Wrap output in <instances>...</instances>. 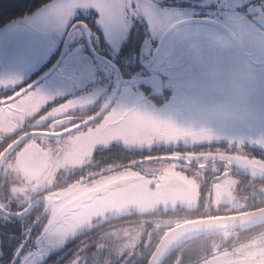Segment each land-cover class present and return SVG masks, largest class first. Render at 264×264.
Wrapping results in <instances>:
<instances>
[{"label": "flooded vegetation", "instance_id": "1", "mask_svg": "<svg viewBox=\"0 0 264 264\" xmlns=\"http://www.w3.org/2000/svg\"><path fill=\"white\" fill-rule=\"evenodd\" d=\"M130 2L133 9L127 13L124 33L115 40L116 43L121 42L119 50H111L112 40L103 41L102 34L101 41L97 39L100 33L91 27L92 17L84 10L78 15L83 22L74 19L70 28L71 31L79 26L73 29L68 44L72 42L77 50L82 47L83 54L103 66L102 74L107 80L109 95L116 90L120 95L126 85L155 108L164 105L181 110L195 98H205V91L208 90L204 91L202 84L220 85L225 79L239 77L240 73L264 75V0ZM161 41L170 46L174 57L187 68L186 75L178 84L167 80L147 81L140 75L142 69H138L130 79L120 75V71L131 74L132 68L141 63L147 64L145 58L150 52L155 55ZM62 49H57L40 65L41 75L56 64ZM241 63L246 65V69L240 67ZM116 65L120 69H116ZM36 75L35 71L31 72L11 86L2 82L3 85L0 80V264H13L14 261L24 264L27 260L29 264H148L150 254L153 255L164 234L174 227L203 219L264 210V178H253L250 173L230 166V162L217 154L218 151L229 150L230 146L237 151L239 138L229 145L228 140L214 143L208 135L214 131L240 135L238 127L198 129L187 136L191 145L184 141L140 150L112 144L98 149L92 163L75 173L55 170V166L43 174L37 173V170H22L18 161L27 148L43 142L64 143L71 133L87 131L103 122L114 104L108 107L109 102L102 107L100 99L97 102L93 99V105L87 110L74 112L66 118L58 117L55 111L64 108L69 99L68 79L58 78L50 82L51 87L47 86V82L35 86L40 80ZM34 78L36 80H31ZM188 78L198 82L187 86ZM142 82H149L151 90L140 88ZM42 87L47 89L37 93ZM55 88L57 95L53 99L37 102L39 94L43 93L41 97L46 98ZM30 97L34 99L33 106L26 105L23 109L28 112H21L20 108L11 110L12 106L17 107L24 100H31ZM250 149L246 151L251 159L255 157L264 162V150ZM123 151L128 153V157L119 161ZM162 162L165 166L175 162L176 168H187L182 171L199 178L198 206L174 212L159 209L150 214L132 212L124 216H110L45 258L37 259L38 242L52 216L50 198L53 195L78 184L100 182L126 172L151 179L156 177L154 173ZM228 168L231 170H225ZM32 188L36 191L33 192ZM140 217L141 220L137 221L136 218ZM131 226H141L145 237L140 238L134 256L129 251V243L124 256L117 260L118 244L111 233ZM189 241L172 253L167 264H205L221 254L240 257L243 250L264 248V223L203 235ZM150 250L153 252L150 253ZM246 261L249 264L262 262L256 259Z\"/></svg>", "mask_w": 264, "mask_h": 264}, {"label": "rangeland", "instance_id": "2", "mask_svg": "<svg viewBox=\"0 0 264 264\" xmlns=\"http://www.w3.org/2000/svg\"><path fill=\"white\" fill-rule=\"evenodd\" d=\"M75 2L76 0H53L40 11L49 6ZM78 11L79 15L83 9ZM33 14L0 29L1 83H10L11 86L30 74L25 56L30 51L33 30L28 21ZM74 19L72 18L71 23L65 27L57 25L50 35L49 39L54 43L60 41L57 49L62 47V51H66L68 46L73 45L72 42L68 44V39L73 33L74 28L71 31L70 28ZM124 25L125 20L123 28ZM110 45L111 50L116 51L120 49L121 42L112 41ZM56 51L50 56H53ZM73 51L86 57L90 64H95L98 75L84 79H68L66 88L69 99L64 108L55 111V115L66 118L74 112L87 110L90 105H93L91 103L93 99L96 102L100 99L102 107H106V104L110 102L109 107L114 102L113 108L103 122L88 128L87 131L71 133L62 144L43 142L27 148L18 161L22 170H37V173L43 174L50 167L55 166V170H68L69 173H75L92 163V158L98 149L112 144H119L129 149H151L157 145H172L184 141L189 143L190 137L187 136L198 129L204 130L210 127L220 130L238 127L240 135L219 131L209 132L208 135L212 137L214 143L228 140L229 145L239 138L237 151L230 146L229 150L218 151L217 154L230 162V166L250 173L253 178H264V162L254 159L255 157L251 159L246 151L248 148L264 150L263 73H240L239 77L225 79L220 85L218 83L207 86L202 84L204 91L208 90L205 91V98H195L188 107L181 110H173L164 105L155 108V105L145 103L141 95L129 90L131 88L126 85L120 95L117 90L113 95H109V86L102 74L103 66L83 54L82 47L77 50L74 46ZM240 67L246 69L244 63H241ZM188 79L187 86H190L191 82H198L192 78ZM47 86L52 85L49 82ZM197 86H200L199 83ZM46 89L42 87L37 93ZM42 95L39 94L40 100L38 99L37 102L43 103L45 100L53 99L57 95L56 88L52 89L46 98L41 97ZM112 96L114 97L110 100ZM115 96H117L116 100ZM30 99L24 100L22 105L17 107L12 106L11 110L20 108L21 112H28L29 110L23 109L26 105L33 106L34 99L32 97ZM11 110L10 113H12ZM162 163L161 166L156 165L158 167L154 173L156 177L151 179L134 172H126L100 182L78 184L53 195L50 198L53 203V212L38 242L37 259L45 258L49 253L72 241L77 235L92 230L96 223L105 221L110 216H124L132 212L140 215L150 214L159 209L174 212L178 209H193L198 206L199 178H194L182 171L188 170L187 168H176L175 162H170L166 166L164 162ZM182 186L185 187L184 190L180 189ZM105 189H108L105 194L83 204L78 211L67 214L61 220L58 219L67 206ZM32 190L35 192L36 188ZM143 234L145 233L141 226L113 231L111 235L118 244L115 259L119 260L124 256L129 243H131L129 251L134 256L135 247L140 243V238L145 237ZM78 256L81 255L76 257ZM254 259L262 260V262L252 264H264V248L243 250L240 257L221 254L211 258L205 264H249L246 260ZM24 264H29L28 260Z\"/></svg>", "mask_w": 264, "mask_h": 264}, {"label": "snow or ice", "instance_id": "3", "mask_svg": "<svg viewBox=\"0 0 264 264\" xmlns=\"http://www.w3.org/2000/svg\"><path fill=\"white\" fill-rule=\"evenodd\" d=\"M79 9H83L85 13L92 17L91 27L97 33H100L97 39L101 41L102 34L103 41L108 42L120 38L123 31V21L126 19L128 11L133 9V5L130 0H76L75 3L49 6L45 10H38L37 13L33 14L31 20L28 21L33 30V35L30 42V51L25 57L29 64L30 73L35 71L37 73L36 78H40L37 81L38 83L55 82L58 78L62 80L84 79L98 75V68L95 64H90L86 57L74 52V45H70L67 51H62L56 64L49 68L47 72L40 74L42 72L40 65L44 64L47 58L56 51L60 43V41L54 43L50 40V35L57 25L65 27L71 23L72 18L83 22V19L78 16ZM145 59L148 60L147 64L141 63L138 67L132 68L131 74L120 71V75L130 79L132 74H135L138 69H142L140 75L145 77L147 81L167 80L172 84H178L186 75L187 68L185 65L174 57L170 46L163 41L156 48L155 55L150 52ZM116 69H120L118 65H116ZM36 78L31 80H36ZM31 86L29 85V87ZM139 87L151 90L149 82H142ZM13 264H16V262L14 261Z\"/></svg>", "mask_w": 264, "mask_h": 264}, {"label": "water", "instance_id": "4", "mask_svg": "<svg viewBox=\"0 0 264 264\" xmlns=\"http://www.w3.org/2000/svg\"><path fill=\"white\" fill-rule=\"evenodd\" d=\"M77 27L79 26L76 25L74 29ZM41 83L39 82L35 86ZM105 193L106 191H97L74 202L62 210L58 219L61 220L67 214L78 211L83 204L89 203L97 196ZM261 223H264V210L238 216L203 219L179 225L164 234L148 264H162L173 250L196 237L241 229Z\"/></svg>", "mask_w": 264, "mask_h": 264}, {"label": "trees", "instance_id": "5", "mask_svg": "<svg viewBox=\"0 0 264 264\" xmlns=\"http://www.w3.org/2000/svg\"><path fill=\"white\" fill-rule=\"evenodd\" d=\"M52 1L53 0H0V29L12 22L18 21L26 17L27 15L37 12L38 10L50 4ZM123 152H124L123 156L118 157L119 161H122L124 159L126 160V158L128 157V153L125 151ZM141 218L142 217L136 218V220L139 221L141 220ZM183 244H181L178 248L173 250L165 258L162 264H167L168 260L172 256V253L177 249H179ZM149 257H151V254Z\"/></svg>", "mask_w": 264, "mask_h": 264}]
</instances>
